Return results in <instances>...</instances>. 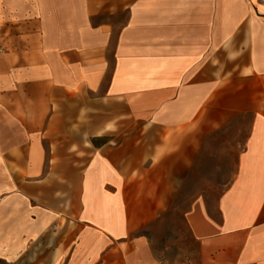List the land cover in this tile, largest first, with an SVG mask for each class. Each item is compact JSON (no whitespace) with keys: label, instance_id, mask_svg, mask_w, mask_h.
Returning a JSON list of instances; mask_svg holds the SVG:
<instances>
[{"label":"crops","instance_id":"crops-1","mask_svg":"<svg viewBox=\"0 0 264 264\" xmlns=\"http://www.w3.org/2000/svg\"><path fill=\"white\" fill-rule=\"evenodd\" d=\"M238 126L217 217L186 216L197 264H264V1L0 0V244L170 264L142 231Z\"/></svg>","mask_w":264,"mask_h":264},{"label":"rangeland","instance_id":"rangeland-1","mask_svg":"<svg viewBox=\"0 0 264 264\" xmlns=\"http://www.w3.org/2000/svg\"><path fill=\"white\" fill-rule=\"evenodd\" d=\"M167 54L160 53V55ZM154 87L155 85L149 84L146 90ZM240 128L239 126L231 128L214 135L209 140L204 152L205 162L202 165V173L188 175L173 208L153 222L147 231H142L151 239L153 250L161 260L170 264L198 263V242L189 228L186 216L192 204L201 199L207 203L211 214L217 217L218 200L234 177L235 160L241 150L244 132ZM49 234L58 240L60 233L53 227L49 230ZM47 238L41 240L36 236L23 235L19 240L21 244L8 243L6 250H0V264H36L46 260L51 251L39 253L37 256L35 251ZM57 250H60V247ZM61 254L57 264L66 262Z\"/></svg>","mask_w":264,"mask_h":264},{"label":"bare ground","instance_id":"bare-ground-1","mask_svg":"<svg viewBox=\"0 0 264 264\" xmlns=\"http://www.w3.org/2000/svg\"><path fill=\"white\" fill-rule=\"evenodd\" d=\"M54 237L51 236L50 240L53 241ZM17 243V244H21V241H19L18 239H12V240H5L4 242H2L0 244V250H6V246L8 245V243ZM59 259V252H52L48 258L46 260L43 261H39L36 264H57Z\"/></svg>","mask_w":264,"mask_h":264},{"label":"built area","instance_id":"built-area-1","mask_svg":"<svg viewBox=\"0 0 264 264\" xmlns=\"http://www.w3.org/2000/svg\"><path fill=\"white\" fill-rule=\"evenodd\" d=\"M262 1H264V0H262Z\"/></svg>","mask_w":264,"mask_h":264}]
</instances>
